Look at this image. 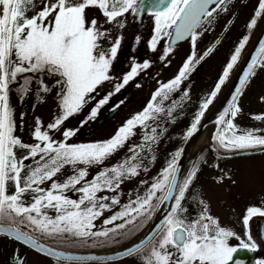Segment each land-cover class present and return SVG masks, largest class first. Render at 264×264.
Wrapping results in <instances>:
<instances>
[{
  "label": "snow or ice",
  "instance_id": "1",
  "mask_svg": "<svg viewBox=\"0 0 264 264\" xmlns=\"http://www.w3.org/2000/svg\"><path fill=\"white\" fill-rule=\"evenodd\" d=\"M231 3L232 0H0V235L54 258L57 264L100 258L57 251L41 243L34 233L65 242L91 241V247L122 245L121 251L104 259L133 257L139 264H244L242 259H234V254L257 251L250 222L255 217L264 218V206L246 207L241 217L244 237L221 226L203 199L197 200L200 210L190 216L185 205L199 163H193L185 172L181 158L187 144L207 127L206 113L240 64L252 30L264 20V0H258L245 26L246 34L234 45L213 87L200 98L181 134L183 146L169 154L155 176L149 175L167 125L174 124L191 103L185 82L222 40L217 38L200 54L197 43L214 30L215 22L221 14L228 13ZM89 9L97 10L98 16H90ZM144 14L152 20L148 48L158 52L164 67L171 65L180 42L190 45L189 53L171 79H157V87L147 102L107 139L71 142L79 128L68 127V121L86 113L80 121L82 128L95 121L102 109L115 112L124 106L127 97H116L130 84L142 86L136 81L153 66V61L133 59L129 70L119 77L111 69L121 49L124 30L130 21L142 23ZM232 23L228 21L225 32ZM134 41L139 44L141 36L136 35ZM261 70L264 40L246 63L231 99L214 121L210 143L217 153L264 151V128L241 129L235 123L242 112L239 98ZM13 91L21 105L33 98V112L37 104L49 98L55 104L49 121L34 116L29 130L32 142L17 134L24 129L27 113L22 111L17 121L10 98ZM260 99L264 102V97ZM251 118L264 121V114ZM121 151L125 155L120 160L107 163ZM141 176L148 177L139 179L143 191L128 190L122 200L123 185ZM225 178L230 179L221 176L218 182ZM70 193H75V198ZM98 222L102 227H97ZM233 238L238 245L230 244ZM10 264H24L19 249L14 250ZM255 264H264V259Z\"/></svg>",
  "mask_w": 264,
  "mask_h": 264
},
{
  "label": "rangeland",
  "instance_id": "2",
  "mask_svg": "<svg viewBox=\"0 0 264 264\" xmlns=\"http://www.w3.org/2000/svg\"><path fill=\"white\" fill-rule=\"evenodd\" d=\"M250 1L251 0H232V3L229 5L228 13L220 15L219 19L215 22L214 30L205 33L199 39L197 43L198 54L202 53V51L210 46L217 38H220L222 43L212 55L197 67L189 80L185 82L190 90L191 103L185 107L174 124L167 125V132L156 147L155 155L157 156V160L151 166L150 176L156 175L171 151H174L176 147L175 144L180 138L184 128L187 127L186 122L188 120L190 121L191 115L196 110L200 98L205 95L217 81L218 74L228 59L229 53L245 30V21L247 20V16L248 18L250 16ZM38 2L39 0H37V3ZM87 11L90 16H98V12L95 9H89ZM29 14L31 15L32 13ZM229 20H232L233 23L229 26L228 31L225 32L224 29ZM123 35L124 39L121 49L111 69L112 74L119 77L128 71L129 65L125 66V64H122V67H120L119 64L123 60L128 64V61L133 58L136 47H139L138 51L143 53V58L153 61V66L148 69L147 72L142 73L140 81H136L142 85L141 87L135 88L134 83L133 87L130 89V95L124 96L125 90H123V92L116 97V99L127 97V102L124 106L113 112L107 120L101 122L97 121L100 116L110 111V109L105 108L101 110L95 121L88 123L82 128L79 127L80 121L86 116V113L82 112L68 121V127L79 128L77 135L71 142L87 143L107 139L130 115L139 111L147 102L151 92L157 87V79L166 81L176 74L179 65L190 51V45L187 42H180L176 47L174 57L171 58V65L169 67H164L158 59V52L153 53L148 48L147 41L152 35V20L146 14L144 15L142 23L137 24L135 21H130ZM136 35L141 36L139 44H136L134 41ZM139 55L140 54H138L135 60L138 59ZM149 75L151 76L150 81L146 83V79ZM10 97L11 104L15 108V115L18 122L20 113L22 111L27 113L24 117V129L18 131V135L26 142H32L29 130L34 123V116H39L46 122L49 121L55 109V104L51 98H49L46 103L37 104L35 112H33L31 109L33 103L32 97L26 99L23 105L19 103L16 93L11 94ZM240 106L242 112L240 116H238V121H235L237 125L248 122L246 120L242 121L241 115L246 107L241 104ZM134 139L138 140L139 135ZM124 155L125 153L121 151L115 157L107 161V163L114 164ZM252 156L254 157L255 154L233 157H213L215 161L209 158L208 163H206L204 169L201 170L189 194L187 205L195 203L196 206L194 208L195 211L192 213L194 214L200 210V205L197 203V200L203 199L209 208L210 214L214 218H218L221 226L229 228L243 237L244 227L241 222V217L246 207L250 205L264 206V186H256L257 183L259 184L261 172L254 163ZM214 165H219V167H214ZM95 171L96 169L92 170L93 174ZM221 176L230 177V179L225 178L223 182H218V178ZM141 178L148 177L141 176L123 185L124 196L122 200L126 199L128 190L135 192L139 189V191H143V188L139 187V179ZM233 181H235V183H233ZM70 195L75 198L76 194L70 193ZM193 197L197 199H193ZM191 208H193V206ZM230 244L234 246L238 244V241L234 238L230 239ZM4 262L5 255L0 250V264Z\"/></svg>",
  "mask_w": 264,
  "mask_h": 264
},
{
  "label": "flooded vegetation",
  "instance_id": "3",
  "mask_svg": "<svg viewBox=\"0 0 264 264\" xmlns=\"http://www.w3.org/2000/svg\"><path fill=\"white\" fill-rule=\"evenodd\" d=\"M250 2H251V4H250L249 9H250V13H252L258 5V0H251ZM245 11H246V9H245ZM143 18H144V16H143ZM247 22H248V16H247V20L245 21L244 26H246ZM137 24H139V23H137ZM138 48L137 47L135 48L133 58L130 61H128V64H126V61L123 60L120 62L119 66L122 67L121 66L122 64H125V66L130 65L132 60L135 59L138 56V54H140V55H139L137 61L142 62L143 60H145V58H143L144 57L143 53L142 52L140 53L138 51ZM128 70H129V66H128ZM140 76L137 79L139 81H140ZM150 78H151V76L149 75L146 79V83H148L150 81ZM133 85H134V83L130 84L127 87V89H125V92L123 94L124 96L130 95V93H131L130 89L133 87ZM261 97H264V70L257 72L255 78H253L251 80V82L249 83V85L245 89L243 95L239 98V103L241 105H244V107H246L244 112L241 115L242 121H245V120L248 121L247 123H241V125H238L241 129L264 128V121H256V120L251 118L255 114H264V102L261 101V99H260ZM109 112L100 116L97 121L101 122L103 120H107L109 118V116L106 118H105V116ZM236 120L238 121V117L236 118ZM188 124H189V120L186 122V126ZM254 154H255V156L254 157L252 156L253 161L258 166V168L261 172L260 173L261 178L259 179V184L257 183L256 186H264V151L251 153V154H244V155H254ZM236 156H238V155H236ZM239 156H241V155H239ZM213 157H219V156H216L213 153H211L210 155L207 156V159H206L207 162L206 163H208L209 158L215 161V159ZM231 157H233V156H231ZM197 158L193 162V163H199V172H198L197 178L194 181L195 183H196V181H197V179L201 173V170L204 169V168H202V166H200V159H197ZM206 163L204 162V164H206ZM187 203L185 206L188 207L189 209L193 206V208H191L189 210V212H191V213H189V215L191 216L193 214L192 212L195 211L194 208L196 206H195V203H192L190 205L189 204L187 205ZM105 215H108V213H106ZM262 219H264V218L255 217L250 222V230H251L252 238L256 242V244L258 245V249H257V251H255L257 253V260L264 259V241H262L260 239L259 233H258L259 228H260L259 227V221ZM97 227H102V225L98 222ZM263 232H264V230H263ZM244 235H245V231L243 230V237H244ZM34 236L39 238V240L42 242H45V243H47V244H49V245H51L57 249L66 250V251H75V252L103 251V250L111 249L113 247L118 246V245L112 244V245H107L104 247H101V246L91 247V246H89L91 244V241H89L88 244H83L80 242H75V243L65 242V241H62L59 237L53 239V238H49L47 236H42L38 232L34 233ZM236 245H238V244H236ZM236 245H234V246H236ZM16 249H19L20 255L24 257V264H57V262L55 261L54 258L47 257L43 254H39L36 251H34L28 247L22 246L20 243L13 241L6 236L0 235V250L5 255V262L2 264H10V258L12 257L13 252ZM65 264H139V261L133 257H125V258H118V259H115L113 261L107 260V261H101V262H99V261H97V262H95V261H67V262H65Z\"/></svg>",
  "mask_w": 264,
  "mask_h": 264
},
{
  "label": "water",
  "instance_id": "4",
  "mask_svg": "<svg viewBox=\"0 0 264 264\" xmlns=\"http://www.w3.org/2000/svg\"><path fill=\"white\" fill-rule=\"evenodd\" d=\"M261 40H264V20H261L258 22V25L255 27L254 30H252L250 35V41L247 45L246 49L244 50V53L242 55V60L240 64L237 66V68L234 70L232 76L230 77L229 82L226 86L222 88L221 93L219 94L217 100L215 101L214 105L210 108V110L206 113L204 123L207 125L206 128L202 129L186 146V151L184 152L182 158H181V167L183 171H187L195 161L196 157L199 155V153L204 149L208 148L214 155L220 156V157H231L236 155H244V154H251L256 152H262L261 150H252L249 152H245L243 154H233L231 152H224L220 151L217 153L214 151V145L210 143V137L212 133L215 131L214 127V121L220 111L223 110L224 107L227 106L229 100L231 99V96L234 92L235 87L238 84L239 77L250 59V57L255 53L256 48L258 47V44ZM113 111H110L106 116L112 115ZM183 146V143L182 145ZM165 211H167V208H165ZM259 237L262 241H264V219L259 221ZM41 243L45 244L47 247L55 248L45 242L40 241ZM122 245H118L116 247H113L111 249L103 250V251H91V252H75V251H66V250H60L55 248L57 251L65 252L66 254H71L72 256H96L100 259L96 260H85V261H107L104 259L107 256H114L118 251L122 250ZM234 259H242L244 261V264H255L257 261V253L249 250H241L240 252L234 254Z\"/></svg>",
  "mask_w": 264,
  "mask_h": 264
},
{
  "label": "trees",
  "instance_id": "5",
  "mask_svg": "<svg viewBox=\"0 0 264 264\" xmlns=\"http://www.w3.org/2000/svg\"><path fill=\"white\" fill-rule=\"evenodd\" d=\"M254 12V11H253ZM253 12L252 13H250V16H249V18L253 15ZM249 18H248V21H249ZM244 34H246V29L243 31V34H241V36L240 37H242ZM239 37V38H240ZM230 54V53H229ZM228 58H229V55H228ZM228 60V59H227ZM226 60V61H227ZM226 63V62H225ZM225 63H224V65H225ZM223 65V66H224ZM222 66V67H223ZM221 70H222V68H221ZM220 73H221V71L219 72V74H218V76L220 75ZM218 79V78H217ZM213 87V86H212ZM211 87V88H212ZM13 93H15L14 91L11 93V94H13ZM11 94H10V96H11ZM11 98V97H10ZM188 126V125H187ZM186 129V127L184 128V130ZM184 130H183V132H184ZM182 132V133H183ZM182 137H181V135H180V138L178 139V141L176 142V147H175V149L174 150H176L178 147H180L181 146V144H182ZM173 151H171V153H172ZM212 152L208 149V148H205V149H203V151L200 153V155L198 156V158L197 159H200V166H202V168H204V166H205V164H204V162H202V160H206L207 159V156L208 155H210ZM154 176V175H153ZM10 191H11V187H10V189H9Z\"/></svg>",
  "mask_w": 264,
  "mask_h": 264
}]
</instances>
